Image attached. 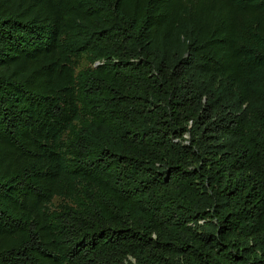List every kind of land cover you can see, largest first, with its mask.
<instances>
[{"label":"trees","instance_id":"trees-1","mask_svg":"<svg viewBox=\"0 0 264 264\" xmlns=\"http://www.w3.org/2000/svg\"><path fill=\"white\" fill-rule=\"evenodd\" d=\"M0 264H264V0H0Z\"/></svg>","mask_w":264,"mask_h":264},{"label":"rangeland","instance_id":"rangeland-1","mask_svg":"<svg viewBox=\"0 0 264 264\" xmlns=\"http://www.w3.org/2000/svg\"><path fill=\"white\" fill-rule=\"evenodd\" d=\"M89 65H90V63L87 60H84L83 64H82V67H86V66H89Z\"/></svg>","mask_w":264,"mask_h":264}]
</instances>
